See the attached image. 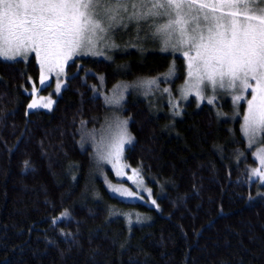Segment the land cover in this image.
Listing matches in <instances>:
<instances>
[{"label": "trees", "instance_id": "1", "mask_svg": "<svg viewBox=\"0 0 264 264\" xmlns=\"http://www.w3.org/2000/svg\"><path fill=\"white\" fill-rule=\"evenodd\" d=\"M171 60L147 53L127 75L154 76ZM67 73L50 111L27 110L35 58L0 60V264H264V183L250 179L252 149L228 101L221 112L191 100L170 118L127 99L123 160L155 204L128 202L106 190L81 133L107 115L99 75L109 87L120 74L91 57Z\"/></svg>", "mask_w": 264, "mask_h": 264}, {"label": "snow or ice", "instance_id": "2", "mask_svg": "<svg viewBox=\"0 0 264 264\" xmlns=\"http://www.w3.org/2000/svg\"><path fill=\"white\" fill-rule=\"evenodd\" d=\"M259 4H264V0H0V57L13 60L35 51L38 57L43 53L45 59L63 58L67 63L86 46L95 47L91 36L118 26L127 27L131 21L166 19L157 33L171 35L178 29L181 36H187L179 46L187 44L190 50H195V56L189 52L184 55L190 61L188 75L189 79L195 76L198 94L208 84L214 90L239 87L241 95L233 98L239 102L244 99L243 92L251 91L243 125L245 134L251 138L264 135V8L258 7ZM225 7L233 10L225 12ZM193 22L195 27L189 32ZM172 47L176 49L177 45ZM45 82L41 75V85ZM64 87L65 82L57 83L56 93ZM38 91L33 86L31 94ZM120 99L122 93L110 102L119 103ZM47 100L44 104L33 100L28 109L50 110L55 102L51 98ZM131 141L123 127L115 151L104 158L115 157L118 161ZM252 177L264 183V172L259 169L252 170ZM112 190L121 196L136 195L127 189ZM64 215L67 213L57 219Z\"/></svg>", "mask_w": 264, "mask_h": 264}, {"label": "rangeland", "instance_id": "3", "mask_svg": "<svg viewBox=\"0 0 264 264\" xmlns=\"http://www.w3.org/2000/svg\"><path fill=\"white\" fill-rule=\"evenodd\" d=\"M258 7L264 8V4H259ZM229 10L233 9L227 7L223 9L225 12ZM193 15H196V13H193ZM166 22V19L155 22L150 19L146 22L140 21L139 23L131 21L128 22L127 27L118 26L107 33H98L97 36L90 37L95 47L91 45L86 46L81 49V54L73 56L67 63L64 62L63 58L59 60L55 58L45 59L43 53L38 57L35 51H30L24 56H17L13 60L3 57H0V60H27L31 56L35 58L39 75L36 81L32 78L29 79L31 87L26 89V91L31 94L33 86L39 91L35 95H30L28 105L33 100H36L40 104L47 103V98H51L55 102L63 90L59 94L56 93L57 83L65 82L66 86L69 77L67 73L68 64L78 57L103 59L114 65V70L120 74V77L111 86L106 87L103 75H99L98 82L93 85L94 94L99 95L107 107V115L104 116L102 124L93 129V132L90 131L87 133L86 131H81V133L84 146L89 144L93 149L92 151L97 165L96 169L104 187L111 195L123 201L140 202L147 205H153V201H155L152 188L146 183L144 177L135 168L128 167L123 160L125 148L130 144L125 145L124 151L118 161L115 157L104 158L108 157L109 152L115 151L114 145L118 141L123 127H126L127 135L132 138L128 124L123 125L121 123L124 121L127 122L123 110L128 98L133 100L142 99L153 107L154 110L156 109L157 113H166L170 118L179 117L186 104L191 100H194L197 105L203 103L212 105L221 112L224 111L223 103L228 101L227 103L233 109V113L235 111L237 112V116H239V126L246 141V146L252 149L251 154L255 160V164L249 166L248 173L250 179H255L261 183L259 178L252 177V170L259 169L261 172H264V135L257 134L250 138L243 130L244 116L248 108L247 101L252 98L251 91L243 92L244 99L239 102H234L233 99L235 96L241 95L239 87L237 89H220L217 87L214 90L208 84L198 94L197 88L195 87L197 82L195 76L189 79L188 75L190 61L184 55L185 52H189L191 56H195V50H190L187 44L179 46L180 41L186 39L187 36H181L178 29L171 35L165 32L157 33V28ZM193 27H195V22L189 25V32ZM173 44L177 45L176 49L172 47ZM155 51L171 56L172 60L166 71L150 77H133L127 75L133 60L136 62L141 61L145 54ZM85 52L88 54H84ZM97 52H102L103 55L93 54ZM177 57L182 62V70L180 72L175 69L174 64ZM41 75L46 78L43 86L40 83ZM152 80H155L156 83H148ZM164 89H168V91L166 92ZM121 93L122 99L119 100V103L110 102L116 99ZM41 97L45 99L42 100ZM210 99L213 100L212 103L208 102ZM28 105L27 110H35L28 109ZM53 105L54 103L52 107ZM38 109L44 111L51 110L43 107ZM117 172L120 174L117 175ZM113 188L119 189L120 191L127 189L136 193V195L131 197L121 196L115 193L112 190Z\"/></svg>", "mask_w": 264, "mask_h": 264}, {"label": "bare ground", "instance_id": "4", "mask_svg": "<svg viewBox=\"0 0 264 264\" xmlns=\"http://www.w3.org/2000/svg\"><path fill=\"white\" fill-rule=\"evenodd\" d=\"M233 106V105H232Z\"/></svg>", "mask_w": 264, "mask_h": 264}]
</instances>
